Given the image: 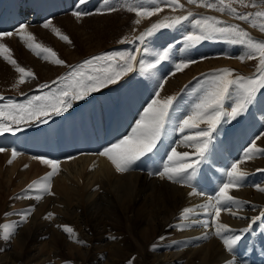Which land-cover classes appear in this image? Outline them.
<instances>
[{"label":"bare ground","instance_id":"bare-ground-1","mask_svg":"<svg viewBox=\"0 0 264 264\" xmlns=\"http://www.w3.org/2000/svg\"><path fill=\"white\" fill-rule=\"evenodd\" d=\"M1 1L6 3L7 0ZM21 1L25 6L31 5V7L38 11L39 15L34 14L35 16L38 15L37 21L33 23L35 21L33 20L32 23L30 21L23 24L26 26L23 31L25 39H21L16 34L17 29L21 25L19 24L18 26H11L6 29L4 32H10L12 35L0 37V40L7 47L12 46V49L14 48L16 50L20 47L23 55L19 54V56H23V60H26L28 63L27 66L33 67L37 76L42 77V79L43 77L50 79L55 76L65 64L61 66L57 65L54 63V59H61L67 62L75 60L81 55V53L73 52L70 40H57L55 37L57 33L50 30V27L65 29L67 34L79 35L81 40L86 39V41L90 34L97 35L98 37L100 35L102 36V34L105 36V33H109L108 37H110L112 34L107 24L104 25L103 23L99 26L95 25L89 34V32L85 31V28L80 27L82 26L81 22L77 24L74 19L76 16L73 15V12L77 11V8L81 12L89 6V2L96 3L95 1L98 0H86V3L83 5L79 4L78 0H75L76 2L72 11L67 8L70 10L67 13L62 14L61 12L55 14L47 20H44L43 14L47 13V10H58L60 8L59 0ZM69 1L71 3L72 0ZM120 1L112 0V3L110 2L111 7L116 10H112L114 16H118L119 12L122 11L118 8ZM100 2L96 8L104 9L106 5L109 7V2H106V0L105 6L102 1ZM65 5L68 7V2ZM20 10L21 17L30 16V11H27L26 7ZM111 15L112 13H109L102 15V17ZM165 16L167 14L162 19ZM48 21H51L54 27L51 24L48 28L43 27L44 23ZM127 23V19H122V25L120 26L124 29L122 32L116 30V33L122 34L129 31L128 29L126 30V28H129ZM126 25L127 27H125ZM30 32H35L34 36L37 39L42 38L43 43L47 41L46 44L52 45V48L56 51V57L49 56V59L45 60V54H40L42 57L31 54L28 51L30 48L27 46L28 34ZM53 32L55 33L54 37L52 36ZM24 41L26 42L25 47L22 45ZM154 42L156 43V41ZM95 46V48L88 47L87 52H93L100 48L98 43ZM155 46L156 50H158L157 46L160 47L162 45L157 44ZM153 47L150 50L148 49L147 52L148 57L150 56L152 59L145 58V63L143 61L139 62V70L142 74L138 73L139 77L132 79L126 89H119L117 83L108 85L87 96L83 99L84 103L80 106L75 102L73 104V106L77 104L75 106V112L85 111V107H88L90 103L97 106L100 101L107 103V109L109 111L112 108L116 110L120 107H126L125 103L127 98L129 101L133 100L135 102V99L127 97V94H137V97L131 95L136 100L141 96L145 97L144 99H140V101L145 100V105H148L151 101L147 102L148 98H146L145 88L152 90L160 82H163V88H158L160 95L159 97H153V99H166L170 92L173 94L180 86L186 84L193 75L199 71L207 70L209 67L235 65L247 72L250 71L249 64H246V67L242 62L243 60L233 59L235 52L232 56L229 55L231 49L228 48L229 54L227 52L225 54L222 50H215L220 48L217 45H214V47L213 45L211 47L205 45L204 48H200V52L204 50V52H208L206 55L209 56L210 53L212 55L214 54V56L211 55L214 58L209 56L205 57L190 64L189 67L182 71H175L168 77L163 78L166 73L164 69L157 67L149 70L146 67L147 64L153 63L157 59L158 54L153 52L155 50H153ZM180 51L184 57L189 56V50L186 48L180 49ZM16 63L21 67L20 63L17 61ZM0 64H2L0 66V86L3 84L4 86L11 85L13 78L19 81L20 74L17 76L16 73L18 72L14 65L8 61L4 63L1 59ZM169 66L167 65L166 67ZM144 70H146L145 74H143ZM141 75L143 77H140ZM7 81L9 82L4 83ZM33 82H35L33 79H26L24 83L17 82L18 84H16L18 85L17 88L23 85V89H25L30 84L32 85ZM17 88L14 90H17ZM56 88H59V86L55 87V90ZM126 90L128 91L127 93L124 92ZM135 103L139 105V102ZM228 107V110H230L229 105ZM188 108L190 107L188 106ZM90 113L97 119L94 109ZM180 121H178V124H174V120L169 123L170 125L167 123L165 132H176L178 140L182 139V143L173 147L177 152H188L190 155L194 154L195 148L193 145L184 143V138L189 135H194V132L185 129L183 132L178 133L180 131ZM222 126L223 124L220 125L221 128ZM204 127L205 125L201 129ZM130 130L132 131V128ZM131 131L128 132V135H124L119 126L111 129L95 127L92 130L89 125L83 124L80 130L73 128L67 145L63 140L65 135L62 132H59L58 135L52 134L51 136L45 134L44 140L48 147L52 143H55V146L51 150L47 148V157L55 158L60 163L58 174L50 180L51 191L54 195L43 193L40 200L34 198L37 193L29 191L27 186L34 181H40L42 183L41 178L51 170L50 166L43 164L38 159H34V156L18 151V155L13 158L12 139H4L2 147L4 151H0V223H3L2 225L4 226V230L0 229V264H50L49 260L51 255L55 257L63 252L67 253L65 254L66 258L68 255H70L69 258L71 256L74 257V261L71 264H78L75 261L76 258L82 259L81 264H123V262H127V259L132 256L131 254H135L133 253L134 249L137 250L136 253L139 256L140 263L133 264H227L230 259H236L238 257L240 260L241 254L239 251L242 249V240L248 238L254 241H258L260 238L264 239V237L254 236V234V237L251 236V233L264 235V220L257 221L253 224V231L247 235L248 237L244 236L241 239L234 255L228 253L223 246L221 238L215 235L216 222L213 221L214 213H205L199 207V205L206 203L209 197H214L215 194H211V196L203 193V195L193 194L189 196L188 193L192 191V187L185 183L182 185L176 184L174 181L167 179V177L161 178L157 174L154 176L147 170L141 171L140 169H136V163L127 171L117 172L115 166L106 156L98 155L104 148L111 147L112 144L117 143L125 136H129ZM253 137L254 139L256 138V136ZM252 140L245 142V149L249 147ZM168 141L169 138L159 141L157 146L164 152V162L167 161L168 154L173 149L169 150L167 144L164 143ZM229 142H226V145L221 144L218 147L221 153L220 161L227 164L224 168H229L231 163L240 161V169L248 173L242 186L229 190V194L239 202L237 205L232 206L231 209L236 214L232 215L229 211L222 210L218 218L220 224L227 225L233 230V232L227 233L231 235L233 233L240 234L239 230L249 225L251 217L259 215L264 211V192L259 191L255 187L256 185L264 187V155H259L258 157L256 155L249 160H244V153L237 150L232 158L228 155V149L230 151L233 149L231 146L229 147ZM256 144L259 148H264V136L259 141L256 140ZM214 152L216 154L218 153L216 151ZM222 152L228 156L222 157ZM192 158L194 159L195 156H192ZM216 159L214 158V160ZM10 160L11 163H9ZM188 162H191V160ZM215 166L218 165L216 164ZM215 166H208L203 171L208 170L215 173L216 170H211ZM199 170H197L198 175L203 178L205 174L203 172L201 173V169ZM225 179L226 175L221 177L220 180L223 181ZM198 191L202 192L200 189ZM30 206H34L32 214L28 217L27 222L20 223V213L28 210ZM184 208L195 210L189 214L187 221L181 216ZM49 212L55 214L52 219L45 218ZM6 213L7 215H5ZM196 214L199 217L195 218L194 216ZM193 221H208L209 227L204 228L201 224L192 223ZM69 223L75 224L78 228L77 230H80V233L73 232L71 235L67 234L69 235L68 237L65 231L57 227V225L67 226L66 224ZM185 224H190L191 226L184 227L183 225ZM119 227L124 228L129 237H123L121 232L118 231ZM205 233H207L206 236ZM7 235H10V239L5 240L4 236ZM110 237H115V239H111ZM160 237H163V239H160ZM127 239L132 240L133 245L130 244V241H126ZM79 240L86 241V244H80L78 242ZM152 243H158L156 250H149L147 248L148 244L150 245ZM178 244L181 246L180 249L177 248Z\"/></svg>","mask_w":264,"mask_h":264},{"label":"snow or ice","instance_id":"snow-or-ice-1","mask_svg":"<svg viewBox=\"0 0 264 264\" xmlns=\"http://www.w3.org/2000/svg\"><path fill=\"white\" fill-rule=\"evenodd\" d=\"M108 2V0H106ZM156 2V0H154ZM189 3H196V0H188ZM207 7H216V5L202 0ZM78 3L83 5L86 0H78ZM159 3L170 5L173 7H183L179 4L178 0H159ZM222 3V0H221ZM225 8L228 11L235 12L230 5H224L219 10L224 11ZM109 11L115 10L109 3ZM130 10L136 11L138 15L151 16L155 12H159L162 9L159 7L153 8L151 11L143 9L142 7H135ZM89 13H82L79 10L74 11L73 15L79 18L82 15H88ZM257 16H264V13H257ZM186 17H178L168 23L160 22L153 24L149 29L142 32L137 40L144 41L145 38L154 36L162 28L171 27L174 23H179L181 19ZM240 20L248 21L250 17L248 15H239ZM139 23V21H137ZM51 21L44 23L43 27L48 28ZM196 24L202 30V34L194 35L188 34L184 37L186 45H195L198 41L207 39L208 34L211 33H231L240 37H248V33L238 31V26L229 27H217V21L215 17L206 18L203 20H197ZM25 25L21 24L17 29L16 34L21 39H25L23 31ZM261 31H264V24L260 25ZM54 31L59 34L58 29ZM10 32H0V37L11 36ZM62 40L67 41L68 37L60 35ZM32 35L28 34V40L31 41ZM239 42L245 43L250 49L248 55L249 59L259 55L260 69L257 74L251 77L236 76L230 78L233 70L231 69H218L208 74V86L200 95L197 101L191 106L189 114H187L180 122L179 128L183 132L185 129L194 132V135L186 136L184 139L189 142L195 148V153L177 152L173 148L168 154L167 161L163 163V170L158 171L156 174L161 178L167 177V179L175 182H183L192 187V191L188 193L189 196L193 194L203 195L193 184L196 178L197 170L200 164L204 163L208 157L209 145L211 144L214 133L219 129V126L223 123H231L239 117H242L249 109V105L255 100L257 93L264 89V42H256L252 38L241 39ZM31 50L36 52L37 55L44 53V59L48 60L49 56L56 57V53L50 48H44L39 44H33L31 42L27 45ZM172 45L169 44L164 47L157 55L155 63L147 64V69H155L157 65H161L162 62L169 59V51ZM39 50V51H37ZM0 55L15 66V69L20 73L18 83H24L26 79H34V73L30 70H25L20 67L10 55V49L5 44H0ZM243 59V57H241ZM136 56L131 53L124 52H106L101 55L90 57L83 61L82 64L75 67L69 66L71 69L64 76L58 77L57 80L64 81V84L56 88L54 92H49L43 96H33L26 104L12 103L7 106H0V134L7 132L21 131L19 125L31 124V123H46L52 116L62 115L72 108L73 103L85 99L91 93L97 92L100 89L116 84L127 73L133 71L134 62ZM54 63L57 65H63L65 61L61 59H54ZM195 61H181L174 65L176 72H180L183 69L189 67L190 64ZM143 66V65H142ZM85 67L90 71L85 72ZM53 84L56 81L52 82ZM38 87H48L47 84L38 85ZM157 88H163V82L157 84ZM160 93H155L156 97H159ZM232 99L230 110L226 108L225 101ZM174 97L169 96L166 99L154 98L144 108L140 118L136 121L135 127L132 128L131 134L125 136L117 143L106 147L98 153L100 156H106L112 164L115 166L117 172L127 171L136 161L141 157L152 153L157 147L158 142L164 134L166 124L169 119L170 109L173 105ZM7 108V112L5 111ZM7 116V122L5 121ZM206 127L201 129L200 125ZM12 125H17L13 128ZM264 136V133H261ZM260 136H257L249 147L245 150L243 159L249 160L256 155H264V148H259L256 144V140H259ZM0 151H4L0 148ZM18 153L13 150L12 157L15 158ZM192 156H195L193 159ZM34 159L40 160L43 164L50 166V171L41 178L43 181H34L27 186L29 191L37 193L35 195L36 200L42 198L43 193L54 195L51 191L50 180L59 172V161L47 159L44 157H34ZM71 159V158H70ZM191 160V162H188ZM11 163V160L9 161ZM240 161L231 163L230 167L226 170V179L221 182L218 187V191L214 197H209L208 201L199 205L205 213H214L213 221L216 222L215 235L220 237L224 248L228 253H234L236 248L245 234L253 231V224L257 221L264 220V211L259 215L251 217L249 225L243 229H240V234H227L233 232L227 225L220 224L218 218L221 215V211H229L230 214L235 215L232 212V206L237 205L239 202L229 194L231 188H238L242 186L244 179L248 175L239 167ZM27 167V166H25ZM259 191L264 192V187L256 185ZM19 198V197H18ZM34 206L22 213H20V223H25L28 217L32 214ZM194 209L184 208L181 212V216L187 221L189 214L194 212ZM7 215V213L5 214ZM54 213H47L46 219H52ZM192 223L201 224L204 228L209 227L208 221H193ZM184 227L191 226L190 224L183 225ZM62 228L63 231L71 235L73 229L65 225H57ZM207 233H205V236ZM115 239V237H110ZM5 240L10 239V235L4 236ZM163 239V237H160ZM80 244H86V241L79 240ZM153 249L157 246L154 244ZM131 264V261H129ZM227 264H241L239 258L230 259Z\"/></svg>","mask_w":264,"mask_h":264},{"label":"rangeland","instance_id":"rangeland-1","mask_svg":"<svg viewBox=\"0 0 264 264\" xmlns=\"http://www.w3.org/2000/svg\"><path fill=\"white\" fill-rule=\"evenodd\" d=\"M100 1H102L104 6L106 5L105 0L95 1L96 3L89 2V4H88L89 6H87V8L85 10L81 11L82 13H89V14L88 15H82L79 18L74 17V19H75L77 24H80V22H81L82 26H80V27L85 28V31L89 32V34L91 33L90 30L94 29L95 25L99 26L102 23L104 25L107 24V26L110 29V32H112L111 35H113V36L110 35V37H108L109 33H107V34L105 33V36H103V34H102V36L100 35L99 37L97 35L90 34L89 38H87V41H88L87 42L86 39L81 40L80 39L81 37H79V35L78 36L76 34L69 35L66 33L65 29L56 28L59 30L60 35L68 37V40H70V42H71V47H72L73 52L81 53V55H80V57L76 58L75 60H70V61L65 62L62 69L55 76L51 77L50 79L48 77L47 78L43 77V79H42V77L37 76V74L33 70V67L27 66V64H28L27 61L23 60V56L22 57L19 56V54L23 55L20 47L15 50L14 48L12 49L11 48L12 46L9 45L10 47H8V48L10 49V55L12 54L11 55L12 59L15 58L14 60L17 61L18 63H20L21 67H23L25 70H30L32 73H34L35 78L33 80L35 82H33L32 85L30 84L29 85L30 87L28 86V88L23 89L24 88L23 85H22V87L17 88L18 80H15L13 78V81H15V82L13 83V81H11V83H12L11 85L4 86V84H3L2 86H4V87L0 86V106H7V105H10L12 103L26 104L27 101L33 96H43V95L48 94L49 92H54L55 87H57V86L61 87L64 84V81L57 80V78L62 77L67 72H69L71 70L69 68V66L75 67L76 65L82 64L84 60H86L90 57L101 55V54L106 53V52H124V53H131L132 55L136 54L135 55L136 61L134 62L135 66L133 67V71L127 73L118 82L119 83L118 84L119 89H121V90L126 89L128 87V85L130 84L132 79H134L135 77H139V75H138V73H140L139 62L146 61L145 58H147L149 60L152 59L150 56L148 57L147 52H148V49L150 50L153 46H154L153 50L155 49L153 52H155V54H158V52L161 49H163L164 47H166L167 45H169V44L172 45V48L169 51L168 64H167V61H164V62H162L161 65H157V67L164 69L166 71V73L164 74L165 76H163V78H166V76L168 77L170 74L174 73L176 71L174 65L176 63L181 62L182 59H184V60L186 59V61H188V60L198 61V60L204 59L205 57H208L209 55H206L208 52H204V50L202 52H200V50H201L200 48L201 47L204 48L205 45H208L210 47H211V45H213V47H214V45H217V47H220V48H217L215 50H222L223 53H225V54H227V53L229 54V52L227 50L229 48V49H231V53L229 54L230 56H232L233 53L235 52L234 58L233 57H231V58H233V59L237 58V60H239V61L243 60L242 62L244 63V65H246V64L250 65V66H248L250 69L249 72H247L246 70L242 69L241 67H238L235 65L220 66V67L217 66V67H213V68L209 67V68H207V70L199 71L198 73L193 75L190 78V80H188L189 83L187 81L186 84L180 86L178 88L179 90L177 89V91H175L173 94H172V92H170V94H172V95H170V94L169 95L174 97V101H173V105L170 109V115H169L170 120L168 119L169 121L167 123L169 124L172 120H174V124H178V121H180V119L182 120L187 115V113L189 114L188 111L191 109V106L193 105V103H195L197 101L198 97L200 95H202L203 91L207 88L208 79H209L208 74L209 73H211L215 70H218V69L227 68V69L233 70L230 78H235L236 76L251 77V76H254L255 74H257L259 69H260L259 55L256 54L254 58L249 59L248 55L250 53V49L246 46L245 43H241L239 41L241 39L252 38L256 42H264V31H261V28H260V25L264 24V16H257L256 15L257 13H264V0H222V3H221V0H207V2L216 5V7H207L206 4L202 2V0H196V3H189L188 0H178L179 4L183 5V7H173L170 5L159 3V0H156V2H154V0H126V1L121 0L120 4H119L120 6L118 8H120L122 11L119 12L118 16H114V12L108 10V7H107L108 5H106L104 9L96 8L97 5H99L101 3ZM108 2L112 3V0H108ZM224 5H230L232 9H235V12L228 11L226 8L224 11L219 10L220 8L224 7ZM135 7H142L143 9H147L149 11H151L155 7H159L162 10L159 12H155L151 16H142V15H138L136 11L130 10L132 8H135ZM78 9L79 8H77V10ZM125 9H127V10L125 11ZM67 12L68 11H66L65 13H67ZM109 13H112V15L107 16V17H102V15H107ZM115 13H117V12H115ZM56 14H58V13H56ZM62 14H64V13L62 12ZM166 14H167V16H165L162 19V17ZM239 15H248L250 17V19L248 21L240 20ZM88 16L89 17L91 16V18H89ZM178 17H186V18L181 19L179 23H174L171 27L162 28L154 36L145 38L144 41L137 40V37L142 32L149 29L153 24L160 23V22L168 23L172 20L177 19ZM210 17L216 18L217 27L238 26V31L248 33V37H240V36H236V35L231 34V33H219V32H217V33L208 34L207 39L200 40L195 45H192V46L186 45V43L184 41V37L186 35H188V34H194V35L202 34V30L198 27V25L196 24V21L197 20H203V19L210 18ZM124 18L127 19V21H128L127 25H129L128 26L129 28H126V30L128 29L129 31L122 33V34H117L116 30L122 32L124 29L123 27L120 26V25H122L121 22H122V19H124ZM128 18H130V19H128ZM84 19L85 20L87 19L86 22ZM137 21H139V23H137ZM99 22H101V23H99ZM51 25L53 26L54 24H51ZM127 25L125 27H127ZM54 29L55 28L50 27V30L54 31ZM35 32H36V29H35ZM35 32H30L32 35V39H31V41L28 40L27 43L31 42L33 44H39L44 48H50L53 51L55 50L52 48V45L46 44L47 41H45V43H43V40H41L42 38L37 39V37L34 36ZM54 32L52 34L53 37L55 36ZM60 35L57 34L55 37L57 38V40L61 41L62 39L60 38ZM157 39H158V41H157ZM154 41H156V43ZM0 43L3 44V41L0 40ZM97 43L100 46L99 49L94 50L93 52L92 51L87 52L88 47L95 48L96 47L95 45ZM162 43H164V44H162ZM157 44L162 45L160 47L157 46L158 50H156V46H155ZM22 45L25 47L26 42L25 41L22 42ZM161 47H163V48H161ZM183 48L184 49L186 48L187 50H189V56L184 57L181 54L180 49H183ZM28 51L31 54H34L35 56H40V55L35 54L36 52H34L31 49H29ZM190 51H192V52H190ZM54 52H56V51H54ZM173 52H175V53H173ZM171 53H173V54H171ZM43 54L44 53H41V55H43ZM140 55H141V57H140ZM185 55H187V54L185 53ZM211 55L212 54L210 53L209 57L214 56V54L212 56ZM40 57H42V56H40ZM241 57H243L244 59H241ZM212 58H214V57H212ZM0 59L4 63H6V60L3 58L2 55H1ZM63 61H65V60H63ZM155 61L156 60H154L153 63H155ZM1 65L2 64H0V66ZM167 65L168 66L170 65V66L166 67ZM247 65H246V67H247ZM12 69H14V68H12ZM84 70H85V72L90 71L87 67H85ZM145 73H146V70H144L143 74H145ZM16 74L18 76L20 73H16ZM140 74H142V73H140ZM140 77H143V75H141ZM53 81H56V83L53 84L52 83ZM8 82L9 81L4 82V83H8ZM44 84H47L48 87H44V88L38 87V85H44ZM16 88H17V90H14ZM157 91H158L157 87H155L152 90L145 88L146 98H148L147 102H150L151 99H153V97H156L155 93ZM124 92L127 93L128 91L126 90ZM131 95L127 94V97L135 99V102H139L138 108H140V111H139V116L136 119V120H138L140 115L143 113L144 108L147 107V105H145L146 104L145 100L140 101V99H144L145 97L141 96L136 100V98H134V97H137V94L132 95L134 97H132ZM169 95L167 97H169ZM128 102H129V100L127 98L126 103L128 104ZM232 102H233L232 99L225 101L226 108H229L228 105L230 106L232 104ZM76 103L78 104L79 102L76 101ZM77 104H75V106ZM188 106L190 108H188ZM5 111L7 112V108H5ZM176 113H178V114L176 115ZM173 116H175L176 118ZM7 119H8L7 116H5L6 122H7ZM135 123H136V121H135ZM135 123H134V126H135ZM168 124H166V126ZM22 125L23 124H21L19 126H22ZM202 127H203V124L200 125V128H202ZM220 128L221 127L219 126V129L214 133V138H213L211 144L209 145V150H208V157L209 158L211 157L213 159L217 158L215 160L216 162L220 161V158H221L220 148H218V147H220L219 145H221V144L226 145L227 144L226 142L231 141V142H229V147L231 146V148H233L234 150L236 149V150L241 151V153H244L246 150L245 145H244L246 141H249L252 139L254 140L253 136L257 137L260 135V138H261L262 137L261 133L264 132V89H262L260 92L257 93L255 100L253 101V103L251 105H249L248 111L246 113H244V115L242 117L237 118L236 120L232 121L230 124L229 123H223L222 128L221 129ZM165 129H166V127H165ZM165 131L166 130H164V132ZM180 132L181 131H179L178 133H180ZM175 139H176L175 143L172 141L173 147L178 146L180 143H182V139L181 140H178V138H175ZM184 143H186L187 145L191 144L189 142L187 143L186 141H184ZM241 143H243V146L240 147ZM157 146H158V144H157ZM237 148H239V149H237ZM233 149H232V151H230L228 149V151H229L228 155H230V157H232V158L235 155V154L233 155V153H234ZM214 151L218 152L219 154L218 153L216 154ZM228 151H227V153H228ZM235 153H236V151H235ZM228 155H225V153L222 152V157H227ZM258 156H259V154L257 155V157ZM206 164H207V162H204L203 166L201 165L198 168V170L201 169V173L203 172L204 174H206L207 171H205V172L203 171L205 168L206 169L208 168L209 164L208 165H206ZM214 164H216V163H214ZM217 169H219V166H215L213 169H211L214 171L216 170L215 173H213V172H211V173L214 176H216L217 180H220L221 177H218L216 175ZM159 171H161V170H159ZM199 172H200V170H199ZM203 178H204V175H203ZM203 178L198 175V171H197L196 180L199 179L198 182H202ZM175 183L179 184V185L184 184L183 182H175ZM193 183H195V180L193 181ZM194 185L196 188L200 189L202 191V193H204V194L206 193L208 195H211L206 190H204L203 188H200V186L197 185L196 183ZM216 191H218V190H216ZM215 193L216 192H214L213 194H215ZM194 217L197 218V217H199V215L196 214V216H194ZM2 224L0 223V229L4 230V226ZM66 225L67 226L69 225L68 227L71 226L70 228H72L74 230L73 231L74 233L75 232L80 233V230L79 231L77 230L78 228L76 227L75 224L69 223ZM60 230H62V228H60ZM118 231L121 232V235L123 237H126V236L129 237L127 235L128 233H126L124 228L119 227ZM65 234L67 235L68 233L65 232ZM248 234H245L244 236H247ZM253 234H254V236L258 235L259 237H264V235H260V233H251L252 237H254ZM67 236L69 237V235H67ZM262 240H264V239L262 238ZM0 241H1V238H0ZM126 241L129 242L130 240L127 239ZM130 244L133 245L132 240L130 241ZM157 244L158 243H155L156 246H157ZM153 245H154L153 243L150 245L148 244L147 248H149V250L150 249L156 250L157 248L153 249V247H152ZM177 248L180 249L181 246L178 244ZM136 252H137V250L134 249L133 253H135V254H131L132 256L129 257L130 259L128 258L127 262H123V264H129V261H131V264L137 263V262L140 263L139 262L140 261L139 256ZM63 253L58 254V256H55V257L51 255L49 263L50 264H71V263H73L74 257L71 256L69 258L70 255H68L66 258L65 254H67V253H65V252H63ZM232 255H234V253H232ZM61 258H63V259H61ZM75 261H77L78 264H81L82 259L76 258ZM240 261L242 264H246V261H244L241 258H240Z\"/></svg>","mask_w":264,"mask_h":264}]
</instances>
